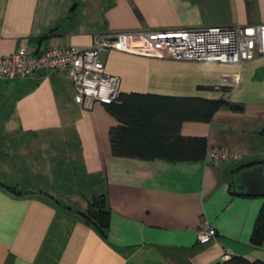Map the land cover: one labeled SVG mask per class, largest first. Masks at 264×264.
Wrapping results in <instances>:
<instances>
[{
    "label": "crops",
    "instance_id": "crops-1",
    "mask_svg": "<svg viewBox=\"0 0 264 264\" xmlns=\"http://www.w3.org/2000/svg\"><path fill=\"white\" fill-rule=\"evenodd\" d=\"M260 25L264 0H0V54L88 49L120 33ZM101 60L121 79V94L244 109L225 105L208 122L182 124L183 137L206 140L204 160L118 158L110 131L119 120L103 104H77L69 71L0 78V264L264 261V246L252 242L264 196L246 188L264 180V55L237 67L112 48ZM213 150L231 158L211 159ZM99 197L110 214L104 232L84 216ZM206 227L217 237L201 244Z\"/></svg>",
    "mask_w": 264,
    "mask_h": 264
},
{
    "label": "built area",
    "instance_id": "built-area-1",
    "mask_svg": "<svg viewBox=\"0 0 264 264\" xmlns=\"http://www.w3.org/2000/svg\"><path fill=\"white\" fill-rule=\"evenodd\" d=\"M112 48L152 59L219 62L241 67L257 55H264V25L104 35L88 49L56 46L41 55L21 49L8 56L0 54V78L30 77L41 70H67L77 90V104L83 108L94 102L110 105L119 98L121 79L107 74L101 53ZM232 79L235 83L238 81L237 77ZM209 157L231 158L222 150L211 151ZM216 237L217 231L212 227L203 228L198 233L201 244Z\"/></svg>",
    "mask_w": 264,
    "mask_h": 264
},
{
    "label": "trees",
    "instance_id": "trees-1",
    "mask_svg": "<svg viewBox=\"0 0 264 264\" xmlns=\"http://www.w3.org/2000/svg\"><path fill=\"white\" fill-rule=\"evenodd\" d=\"M225 105L239 112L244 109L243 106H233L224 101L152 94H121L120 91L116 102L105 105L120 123L110 131L113 155L145 161L204 160L207 155L206 140L183 137L181 126L187 121L208 122L216 111ZM84 216L95 223L102 232L109 227L110 214L103 197L95 198ZM252 242L257 247L264 246V204L257 218ZM217 264H264V261H250L235 255Z\"/></svg>",
    "mask_w": 264,
    "mask_h": 264
},
{
    "label": "water",
    "instance_id": "water-1",
    "mask_svg": "<svg viewBox=\"0 0 264 264\" xmlns=\"http://www.w3.org/2000/svg\"><path fill=\"white\" fill-rule=\"evenodd\" d=\"M248 194L251 196H264V180H261L259 184H255L252 187H246Z\"/></svg>",
    "mask_w": 264,
    "mask_h": 264
}]
</instances>
